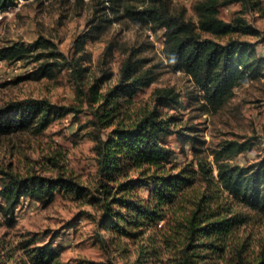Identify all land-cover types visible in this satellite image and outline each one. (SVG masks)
Returning a JSON list of instances; mask_svg holds the SVG:
<instances>
[{
	"label": "trees",
	"instance_id": "trees-1",
	"mask_svg": "<svg viewBox=\"0 0 264 264\" xmlns=\"http://www.w3.org/2000/svg\"><path fill=\"white\" fill-rule=\"evenodd\" d=\"M17 1L0 0V12ZM105 1L112 11L121 12L113 18L101 17V22L127 17L139 25L163 28L164 65L184 73L194 87L184 92L173 85L156 87L152 108L128 122L116 119L103 136L102 129L113 122L120 107L139 88L155 80L157 64L145 67L146 58L138 56L139 49L132 47L121 61L115 84L98 93L102 78L96 77L85 89L82 80L86 67L82 63L88 58L83 45L100 23L93 25L90 33L76 37L74 53L79 54L70 57L43 34L32 43L16 40L0 44V59L35 62L32 71L37 78L50 76L56 69H69L77 96L83 94L90 106L89 123L96 129L94 189L62 173L20 175L0 167L1 214L12 223L13 209L23 196L48 202L55 191L89 194L87 200L100 208L96 242L111 241L112 231L117 236L137 237L149 230L134 264H264V249L255 255L247 252L246 237L239 232L247 217L233 207L238 203L264 213V154L244 164L231 162L227 158L250 148L252 140L225 139L220 148L212 149V161L199 157L196 167L189 162L174 169L175 149L167 137L176 134L186 139L195 153L201 150L197 145L204 139L194 133L195 126L188 125L185 131L173 127L177 116L163 109H174L187 98L198 101L197 108L216 111L230 98L234 87L264 77V55L257 48L264 41V30L242 15L250 9L260 10L261 0H196L195 22L172 11L168 0ZM235 2L241 6L238 13L222 18L219 8ZM232 33L250 34L255 39ZM226 34L225 40L218 38ZM79 110L74 104H57L46 98L10 100L0 106V134L25 128L39 131L54 117ZM197 176L204 182L203 189L189 195L187 190ZM141 187L148 188L145 195L139 193ZM17 246L25 255L24 264H61L50 241L37 243L30 237ZM76 264L102 263L80 259Z\"/></svg>",
	"mask_w": 264,
	"mask_h": 264
},
{
	"label": "rangeland",
	"instance_id": "rangeland-1",
	"mask_svg": "<svg viewBox=\"0 0 264 264\" xmlns=\"http://www.w3.org/2000/svg\"><path fill=\"white\" fill-rule=\"evenodd\" d=\"M195 1L168 0V3L172 11L181 12L195 22ZM107 3L105 0H18L0 12V44L16 40L32 43L39 34H43L69 57L79 54L74 53L76 37L84 32L90 33L93 25L100 23L92 34L94 36H90L83 45V51L88 55L82 63L86 67L82 80L85 89L96 77L102 78L98 82V93L115 84L121 61L132 47L139 49L138 56L146 58L145 67L158 65L155 67V80L139 88L120 107L113 122L102 129L103 136L114 126L116 119L128 122L152 108L156 87L173 85L182 92L194 87L184 73L164 65L161 52L163 28L139 25L127 17L101 22V17L113 18L121 12L112 11ZM240 7L237 2L221 6L219 15L230 19ZM242 15L249 23L264 30V0H261L260 10L250 9ZM231 35L255 39L250 34ZM218 38L225 40L227 34ZM257 48L264 55V41L259 42ZM35 65V62L0 59V106L10 100L39 97L57 104H74L80 110L54 117L39 131L25 128L1 133L0 167L20 175L35 172L57 176L62 173L94 189L93 133L96 129L89 123L92 117L90 106L83 94L77 96L69 69H56L50 76L37 78L32 71ZM197 104L198 101L185 98L174 109L163 108L167 114L177 116L173 127H183L185 131L186 126H195L197 130L194 133H199L204 139L203 144L197 145L201 150L195 153L186 139L176 134L169 135L166 141L175 149L172 156L176 164L174 169L189 162L196 167L199 157L212 161V149L220 148L225 139L252 140L250 148L227 158L231 162L244 164L264 154V77L234 87L233 94L216 111H204L197 108ZM203 186L204 182L197 176L193 186L187 190L188 194L195 195ZM138 191L145 195L148 188L141 187ZM88 197L89 194L76 196L65 190L55 191L48 202L23 196L13 209L12 223H8L0 212V264H24L25 255L17 244L30 237H34L37 243L50 241L61 264H76L80 259L102 264H134L149 230L137 237L117 236V232L112 231L111 241L96 242V219L100 208L97 203L89 202ZM1 202L0 198V205ZM233 207L247 217L239 232L246 237L247 252L255 255L264 249V213L238 203Z\"/></svg>",
	"mask_w": 264,
	"mask_h": 264
},
{
	"label": "built area",
	"instance_id": "built-area-1",
	"mask_svg": "<svg viewBox=\"0 0 264 264\" xmlns=\"http://www.w3.org/2000/svg\"><path fill=\"white\" fill-rule=\"evenodd\" d=\"M9 9V8H8ZM7 10V9H6ZM5 11V10H4ZM1 12H3V11H1Z\"/></svg>",
	"mask_w": 264,
	"mask_h": 264
}]
</instances>
